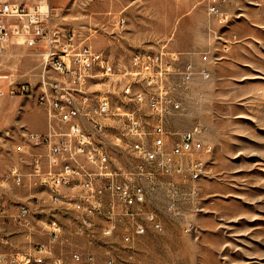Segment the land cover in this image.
<instances>
[{"label": "rangeland", "instance_id": "374dc122", "mask_svg": "<svg viewBox=\"0 0 264 264\" xmlns=\"http://www.w3.org/2000/svg\"><path fill=\"white\" fill-rule=\"evenodd\" d=\"M51 5L61 25L74 29L80 39L91 34L96 48L121 60L135 50L158 51L165 45L188 53L185 60L197 67L209 68L211 77H195L187 110L172 122L179 130L196 122L206 126L202 138L211 148L209 174L194 181L158 172L128 176L145 186L146 207L164 224L161 232L151 229L135 238L130 260L120 238L106 242L77 235L72 213L56 209L46 190L3 183L14 163L31 170L36 148L26 146L21 152L19 147L28 132H45L48 125L36 96L37 51L5 43L0 46V197L10 216L21 204L28 205L33 226L4 224L0 213V252L24 251L45 241L44 222L57 218L73 234L72 244L61 247L71 264L70 247L93 250L95 264H106L107 244L115 249L116 264H264V0L228 2L232 16L223 25L208 14L207 0H51ZM119 17L126 19L124 26L117 25ZM218 34L236 37L224 56ZM203 53H208L207 61ZM11 82L28 83L34 91L12 94ZM111 149L125 171L142 163L125 146ZM192 187L198 192L192 193ZM7 232L10 244L1 239Z\"/></svg>", "mask_w": 264, "mask_h": 264}, {"label": "built area", "instance_id": "2783aa9c", "mask_svg": "<svg viewBox=\"0 0 264 264\" xmlns=\"http://www.w3.org/2000/svg\"><path fill=\"white\" fill-rule=\"evenodd\" d=\"M232 1L207 0L208 14L221 23L232 16L225 7ZM125 21L119 17L117 25L124 26ZM90 36L80 39L74 29L61 25L51 0H0V46L17 42L37 51L36 96L48 114L46 131L28 132L26 143L19 147L21 152L26 146L36 148L31 170L14 163L3 183L8 187L30 183L46 190L56 209L72 213L77 235L106 242L120 238L130 260L135 238L151 229L161 232L164 224L146 207L145 186L128 176L158 172L194 181V175L209 174L210 144L202 138L206 126L196 122L179 130L172 122L187 110L195 77L210 78L211 72L185 60L188 53L165 45L158 51L135 50L121 60L96 48ZM217 38L224 56L236 37L218 34ZM208 59L203 53L202 60ZM8 91L34 90L28 83L11 82ZM111 146H125L142 163L130 171L121 169ZM191 192L198 189L192 187ZM30 210L21 204L17 214L7 215L0 197L4 224L14 221L32 227ZM41 230L45 241L24 251H1V264H71L61 247L72 244L73 234L57 218L46 220ZM10 238L7 232L1 239L10 244ZM69 254L75 264L96 263L93 250L70 247ZM103 255L106 264H116L113 245L107 244Z\"/></svg>", "mask_w": 264, "mask_h": 264}, {"label": "bare ground", "instance_id": "6f19581e", "mask_svg": "<svg viewBox=\"0 0 264 264\" xmlns=\"http://www.w3.org/2000/svg\"><path fill=\"white\" fill-rule=\"evenodd\" d=\"M208 151H211V148L209 147ZM200 175H194V178H199Z\"/></svg>", "mask_w": 264, "mask_h": 264}, {"label": "crops", "instance_id": "0c3cea01", "mask_svg": "<svg viewBox=\"0 0 264 264\" xmlns=\"http://www.w3.org/2000/svg\"><path fill=\"white\" fill-rule=\"evenodd\" d=\"M221 24V23H220ZM221 25H223V24H221ZM35 125H37V123H35ZM48 126V125H47ZM36 128H37V126H36ZM46 129H47V127H46ZM8 251V250H7ZM9 252H11V251H9Z\"/></svg>", "mask_w": 264, "mask_h": 264}]
</instances>
